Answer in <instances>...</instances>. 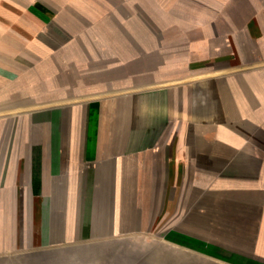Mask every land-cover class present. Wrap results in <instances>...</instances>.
I'll use <instances>...</instances> for the list:
<instances>
[{
    "label": "crops",
    "instance_id": "crops-1",
    "mask_svg": "<svg viewBox=\"0 0 264 264\" xmlns=\"http://www.w3.org/2000/svg\"><path fill=\"white\" fill-rule=\"evenodd\" d=\"M173 259L264 264V0H0V264Z\"/></svg>",
    "mask_w": 264,
    "mask_h": 264
},
{
    "label": "trees",
    "instance_id": "trees-1",
    "mask_svg": "<svg viewBox=\"0 0 264 264\" xmlns=\"http://www.w3.org/2000/svg\"><path fill=\"white\" fill-rule=\"evenodd\" d=\"M153 253L154 251L151 249H143V250H136V253L134 251L132 254L136 255L135 258L137 261H145L150 257H152ZM170 264H176L174 259Z\"/></svg>",
    "mask_w": 264,
    "mask_h": 264
}]
</instances>
